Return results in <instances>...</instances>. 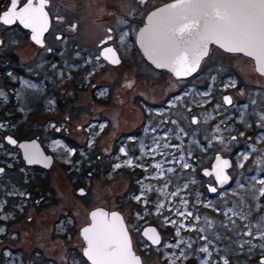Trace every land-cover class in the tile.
I'll return each instance as SVG.
<instances>
[{
	"label": "flooded vegetation",
	"instance_id": "af4514ba",
	"mask_svg": "<svg viewBox=\"0 0 264 264\" xmlns=\"http://www.w3.org/2000/svg\"><path fill=\"white\" fill-rule=\"evenodd\" d=\"M170 2L173 0H48L45 7L48 27L40 37V44L19 22L11 25L0 22V169L3 170L0 171V264H89L83 255L80 230L90 223V212L95 209L121 214L132 249L142 264L145 254H151L170 238L169 228L160 226L156 220L168 214L166 201L157 213L146 208L130 209L126 214L118 209L119 204L122 209L128 208L131 190L133 193L137 190L131 185L135 179L132 164L123 161H133L134 155L150 149L149 138L153 136L145 134V126L134 124L123 111L114 108L119 104L117 100L122 99L120 108H127L128 103L142 106L139 120L147 113L149 85L130 82L131 78L140 79L143 72L127 65L124 58L144 60L136 45V35L151 11ZM9 8L10 0H5L0 16ZM108 47L119 58L116 66L101 58ZM93 59L97 60L96 66ZM106 65L117 71L110 81H104L108 84L95 83V76L103 80ZM221 68L229 72L225 66H214L213 70ZM70 73L72 76H68ZM216 75L220 76L211 74ZM83 77L86 82L81 81ZM91 79L94 81L90 82ZM86 87L89 96L82 98L79 92ZM134 89L138 90V97L127 100ZM178 90L183 88L173 90L172 94ZM228 96L232 101V95ZM253 117L248 115L244 122H253ZM119 119L132 124L129 135L117 131ZM259 122L257 119L258 128ZM9 139L15 144L9 143ZM32 144L35 148L31 151L40 149L45 157L51 158L46 168L25 162L23 150L28 153L21 145ZM121 177L126 179L125 190L119 192ZM207 179L212 180V184L204 181L207 192L211 187L218 191L214 179L211 176ZM218 194L207 195L209 206H224L227 195L223 193L221 201L215 203ZM84 199L89 202V210L86 222L79 225L84 218ZM95 199L99 202L92 204ZM187 203L192 204L193 199L188 198ZM196 213L210 220L208 211ZM145 228L157 232L160 241L157 245H151L143 237ZM197 229L202 232V228ZM139 248L143 253L138 252ZM249 256H253L252 260H248ZM241 262L262 264L264 249L257 251L256 245L247 247ZM158 264L165 263L160 259Z\"/></svg>",
	"mask_w": 264,
	"mask_h": 264
},
{
	"label": "rangeland",
	"instance_id": "374dc122",
	"mask_svg": "<svg viewBox=\"0 0 264 264\" xmlns=\"http://www.w3.org/2000/svg\"><path fill=\"white\" fill-rule=\"evenodd\" d=\"M124 60L127 65L143 72L140 79L131 78L130 82L149 85V107L140 120L139 109L142 110V106L137 103H128L127 108H120L121 99L117 100L119 104L114 108L118 112L123 111L126 119L134 124L145 126V134L153 137L149 138L150 149L134 155L133 161H123L132 164L135 179L131 185L137 190L134 193L131 190L129 198L132 202L128 208L122 209L119 204L118 209L126 214L130 209L143 211L146 208L157 213L166 201V209L169 210L163 219L156 220L160 226L169 228L167 235L170 238L165 239L163 245L151 254H145L144 264H158L160 259L165 264H240L247 247L256 245L257 251L263 250L264 196L259 195V190L264 185L259 181L264 180V133L260 132H264V77L255 72L251 60L224 53L215 47L210 48L198 72L184 81H175L164 70L155 69L141 57ZM93 61L96 66L97 60ZM212 64L229 67V72H223L222 68L215 72ZM114 71L117 69L106 65L101 76L103 80L95 76V83L108 84L104 81H110ZM213 72L220 76H211ZM81 81L86 82V79L83 77ZM192 84H195L193 89L190 87ZM179 88L183 90L172 94ZM79 93L82 98L89 96L87 87ZM137 93L138 90L134 89L127 100L131 96L138 97ZM227 94L233 98L230 106L222 101V96ZM250 114L254 115V121L244 122ZM194 118L196 123L191 121ZM257 119H260L259 128ZM130 126L132 124L128 121L119 119L117 131L129 135ZM175 131L176 134H173ZM216 154L231 161V184L213 192L219 193L214 197L215 203L220 202L221 195L226 193L222 208L209 206L207 195L212 193L207 192L203 184L204 181L212 184V180L200 175L203 168L210 166ZM158 164L159 168L156 167ZM59 176L62 177L61 174ZM175 177L178 179L175 180ZM125 180L124 177L118 179L119 192L125 190ZM142 194L143 202L140 200ZM188 198L193 199L192 204L187 203ZM83 201H86V206L79 225L86 222L89 210L88 200ZM95 201L98 200H92V204ZM200 210L209 212L206 214L210 217L209 221L196 213ZM145 212L151 215L150 211ZM197 227L202 228L201 233H198ZM143 251L138 249L139 253ZM252 258L249 256L248 260Z\"/></svg>",
	"mask_w": 264,
	"mask_h": 264
},
{
	"label": "snow or ice",
	"instance_id": "6c2138e0",
	"mask_svg": "<svg viewBox=\"0 0 264 264\" xmlns=\"http://www.w3.org/2000/svg\"><path fill=\"white\" fill-rule=\"evenodd\" d=\"M47 4L48 0H10V8L0 16V22L4 25L19 22L24 28L31 29L32 39L40 44V37L48 27ZM139 42L157 67L168 68L176 77L196 72L211 44L253 58L257 70L264 74V67H261L264 65V0H173L147 17L146 27L139 32ZM105 52L112 54V63H119L111 47ZM108 58L105 55V59ZM224 101L232 102L230 97H225ZM9 143L15 144V141L9 139ZM21 147L27 151L29 162L38 159L39 153L31 151L35 144ZM228 167L227 160L217 157L213 171H206L205 175H215L223 184L228 181L224 174ZM259 183L264 185V180ZM209 191L216 192V188ZM259 195L264 196V187L259 190ZM90 219L91 223L81 233L86 242L83 255L90 264H140L125 222L118 213L93 211ZM154 232L149 228L144 236ZM148 238L154 244L160 242L155 235ZM203 251L207 252V249Z\"/></svg>",
	"mask_w": 264,
	"mask_h": 264
},
{
	"label": "water",
	"instance_id": "95a60500",
	"mask_svg": "<svg viewBox=\"0 0 264 264\" xmlns=\"http://www.w3.org/2000/svg\"><path fill=\"white\" fill-rule=\"evenodd\" d=\"M4 2H5V0H0V9H1V7L3 6ZM170 3H171V2H170ZM167 4H169V3H167ZM167 4H165V5H163V6L159 7V8L154 9L153 11H151V12L148 14V16L151 15L152 12L157 11L158 9H160V8H162V7H165ZM148 16H147V17H148ZM147 17L145 18L144 24H143L142 27L139 29V31H138V33H137V35H136V45H137V47L140 49V51H141V53H142L144 59L146 60V62L149 63L152 67H154V68L157 69V70H164V71L168 72V73H169L174 79H176V80L188 79V78H190L191 76H193L194 74H196V72L198 71L199 68L197 69L196 72L191 73V74H189V75H187V76L176 77V76L174 75V73H172L168 68H160V67H157L155 63H153L152 59H151V58L145 53L144 49L141 47V44H140V42H139V32H140V30H141L142 28L146 27V25H147ZM26 29H27V28H26ZM28 30L31 31V29H28ZM211 46L218 48L219 50H221V51L224 52V53L231 54V55H241V56H243V57H245V58L251 60V61L253 62V65H254V70H255V72H256L258 75H260L261 77H264V74H262L261 72H259V71L257 70L258 65H257V62H256L253 58H251V57H247V56H245V55L242 54V53H230V52H227V51H225L224 49L219 48V47H218L217 45H215V44H211V45H209V50H210V47H211ZM114 53H115V52H114ZM208 53H209V51H208ZM105 55H107L109 58H108V59H105ZM207 56H208V55H207ZM207 56H205V57L200 61V64H201V62H202L204 59H206ZM101 58H102L103 60H105L107 63H109V64H111V65H113V66H115V65L118 64V63H112V62H111L113 56H112L111 53H106V52H105V49H104V50L102 51V53H101ZM114 58H115L116 60L119 61V58L116 56V54H115ZM199 67H200V65H199ZM261 67H264V65H261ZM225 97H230V96H224V97H223V102H224V103H225V101H224V98H225ZM225 104L229 105L228 103H225ZM37 152L39 153V157H38V159H36V160H34V161H32V162H29L28 154H26V153L24 152V150H23V158H24L25 162H26L29 166H37V167H41V166H43V167L46 168V167L49 165V162H51V158H47V157H45V156L42 154V151H41L40 149H37ZM217 157H219L221 160H227V161L229 162V165H230V167H228V168H226V169L224 170V174L228 176V181H227V182H224L223 184H221L220 182H218V181L216 180L215 175H211V177L214 179V182L216 183L217 188H218V189H225V188H227V187L230 185V183H231V178H230V176H229L228 173H227L228 170L231 168V161H230V159L225 158V157H222L220 154H216V155L214 156V159H213L211 165H210V169H203V170L201 171V174H202V176H204V177H208V176H209V175H205V172H206V171H207V172H212V171H213L214 167H215L216 164H217ZM211 188H214V187H211ZM209 193H213V192L209 191ZM98 210H103V209H95V210H93V211H98ZM93 211L90 212V215H91V213H92ZM103 211H105V210H103ZM105 212H107V211H105ZM109 213H111V212H109ZM116 213H118V212H116ZM118 214H119V213H118ZM90 215H89V219H90ZM119 215H120V217H122L121 214H119ZM122 219H123V218H122ZM90 223H91V219H90ZM90 223H89V224H90ZM89 224L86 225V226H84V227L89 226ZM125 226H126V225H125ZM84 227H83V228H84ZM83 228H82V229H83ZM82 229L80 230V236H81V238H82V240H83V237H82V234H81V233H82ZM147 229H149V228H145V229H143V231H142V235H143V237H144V238H145V239H146L151 245H154V246L157 245V244L152 243V241L148 238V236H153V235H155L156 237H158L157 232L155 231L154 233H149L148 236H144V232H145ZM151 229H153V228H151ZM127 231H128V230H127ZM83 242H84V247H83V253H84V250H85V248H86V242H85L84 240H83ZM133 252H134V251H133ZM134 254H135V253H134ZM135 256L139 258V260H140V264H142V262H141V258H140L138 255H135ZM84 257H85V256H84ZM85 259L87 260L86 257H85ZM87 262L90 264V261L87 260Z\"/></svg>",
	"mask_w": 264,
	"mask_h": 264
},
{
	"label": "clouds",
	"instance_id": "9594fccd",
	"mask_svg": "<svg viewBox=\"0 0 264 264\" xmlns=\"http://www.w3.org/2000/svg\"><path fill=\"white\" fill-rule=\"evenodd\" d=\"M241 56V55H240Z\"/></svg>",
	"mask_w": 264,
	"mask_h": 264
},
{
	"label": "trees",
	"instance_id": "16d2710c",
	"mask_svg": "<svg viewBox=\"0 0 264 264\" xmlns=\"http://www.w3.org/2000/svg\"><path fill=\"white\" fill-rule=\"evenodd\" d=\"M145 61V60H144Z\"/></svg>",
	"mask_w": 264,
	"mask_h": 264
}]
</instances>
